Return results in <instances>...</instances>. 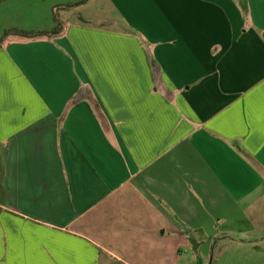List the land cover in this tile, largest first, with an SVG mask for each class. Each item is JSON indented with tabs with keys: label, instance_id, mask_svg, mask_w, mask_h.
<instances>
[{
	"label": "crops",
	"instance_id": "0c3cea01",
	"mask_svg": "<svg viewBox=\"0 0 264 264\" xmlns=\"http://www.w3.org/2000/svg\"><path fill=\"white\" fill-rule=\"evenodd\" d=\"M81 1H0L61 29L0 44V264L161 263L264 199V0Z\"/></svg>",
	"mask_w": 264,
	"mask_h": 264
},
{
	"label": "rangeland",
	"instance_id": "374dc122",
	"mask_svg": "<svg viewBox=\"0 0 264 264\" xmlns=\"http://www.w3.org/2000/svg\"><path fill=\"white\" fill-rule=\"evenodd\" d=\"M103 1L98 0V21L110 14ZM8 10L4 7V14ZM61 10L56 8V17L62 16ZM39 14L41 17V11ZM197 233L198 239L187 232L188 240L175 247L167 245L164 260L151 264H264V199L245 213L234 215L224 226L220 223ZM204 233L208 237H203Z\"/></svg>",
	"mask_w": 264,
	"mask_h": 264
},
{
	"label": "trees",
	"instance_id": "16d2710c",
	"mask_svg": "<svg viewBox=\"0 0 264 264\" xmlns=\"http://www.w3.org/2000/svg\"><path fill=\"white\" fill-rule=\"evenodd\" d=\"M2 1V0H0ZM87 0H82L80 4H83ZM79 4V3H78ZM60 24L56 22V26L54 29H52L50 32H39V31H31V32H22L17 30H8L5 31L3 34V37L0 38V44L3 42V40L8 36H16L21 37L25 39H39L44 37H55L60 33ZM150 70L152 72V78L154 81L155 88H157V84L160 82V71L159 67L156 64V62L152 59L148 61ZM169 92L165 94L166 98L168 97ZM91 92L88 87H81L77 90V92L72 96L70 103L74 106H77L81 103L87 102L89 103L91 100Z\"/></svg>",
	"mask_w": 264,
	"mask_h": 264
}]
</instances>
